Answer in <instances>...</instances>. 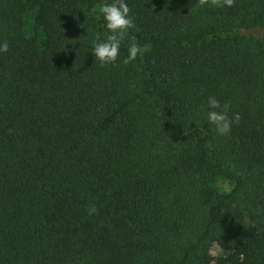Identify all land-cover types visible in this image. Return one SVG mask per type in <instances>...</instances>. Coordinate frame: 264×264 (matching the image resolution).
Masks as SVG:
<instances>
[{
	"label": "trees",
	"instance_id": "16d2710c",
	"mask_svg": "<svg viewBox=\"0 0 264 264\" xmlns=\"http://www.w3.org/2000/svg\"><path fill=\"white\" fill-rule=\"evenodd\" d=\"M111 2L0 0V264H264V0H125L102 66Z\"/></svg>",
	"mask_w": 264,
	"mask_h": 264
},
{
	"label": "clouds",
	"instance_id": "9594fccd",
	"mask_svg": "<svg viewBox=\"0 0 264 264\" xmlns=\"http://www.w3.org/2000/svg\"><path fill=\"white\" fill-rule=\"evenodd\" d=\"M200 2L203 4L206 0H200ZM212 2L217 3V0H212ZM232 4L233 0H223V5L231 7ZM99 11L108 35L105 39H96L95 37L92 39L91 53L102 66L115 65L120 56V47L124 35L128 29L134 26L129 15L130 9L125 0H112L111 3L100 5ZM7 51L8 43L6 41L0 42V53ZM141 51L135 42L131 43L127 48V56L123 58L122 63L134 62ZM207 108L209 109L207 120L215 126L220 135H227L231 131L232 125L240 119L239 113H233L232 118L229 119L227 115L228 105L221 106L220 101L214 96L207 98ZM94 211V208L89 209V212ZM219 253L220 249L213 243L209 248V255L216 256Z\"/></svg>",
	"mask_w": 264,
	"mask_h": 264
},
{
	"label": "rangeland",
	"instance_id": "374dc122",
	"mask_svg": "<svg viewBox=\"0 0 264 264\" xmlns=\"http://www.w3.org/2000/svg\"><path fill=\"white\" fill-rule=\"evenodd\" d=\"M99 7H100V4L94 6V8H93V14L96 18H99V16H100ZM22 21H23L24 34L27 37H33L35 35L38 37H41V31L34 23V13L33 12L24 13L23 17H22ZM256 33H258V32H256ZM216 186L218 189L227 190L232 186V183L227 182L223 178H218L216 180Z\"/></svg>",
	"mask_w": 264,
	"mask_h": 264
}]
</instances>
